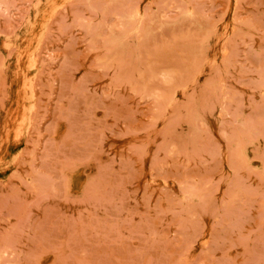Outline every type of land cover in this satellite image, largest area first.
I'll return each instance as SVG.
<instances>
[{
    "label": "rangeland",
    "instance_id": "obj_1",
    "mask_svg": "<svg viewBox=\"0 0 264 264\" xmlns=\"http://www.w3.org/2000/svg\"><path fill=\"white\" fill-rule=\"evenodd\" d=\"M0 264H264V0H0Z\"/></svg>",
    "mask_w": 264,
    "mask_h": 264
}]
</instances>
